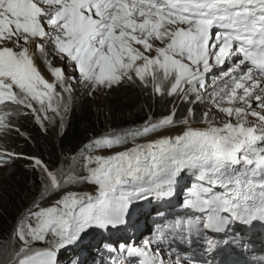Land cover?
Wrapping results in <instances>:
<instances>
[{
  "label": "snow or ice",
  "instance_id": "1",
  "mask_svg": "<svg viewBox=\"0 0 264 264\" xmlns=\"http://www.w3.org/2000/svg\"><path fill=\"white\" fill-rule=\"evenodd\" d=\"M121 89L170 106L75 149L53 139L54 161L9 147L38 145L21 119L62 139L81 90ZM20 160L35 194L0 264H60L141 203L159 222L140 245L105 235L106 264H264V0H0V171Z\"/></svg>",
  "mask_w": 264,
  "mask_h": 264
},
{
  "label": "trees",
  "instance_id": "2",
  "mask_svg": "<svg viewBox=\"0 0 264 264\" xmlns=\"http://www.w3.org/2000/svg\"><path fill=\"white\" fill-rule=\"evenodd\" d=\"M75 102L66 121V130H61L63 132L62 139L56 133H52L49 138L45 139L36 131L31 119H21L22 131L32 133L36 137L38 145H26L23 139H13L9 147L25 153H32L36 151V147H39L45 159L50 155L54 161L57 158V151L52 147L53 139L57 144H62L64 148L75 149L86 143L91 136L99 135L106 128L139 124L148 114L147 106L149 104L152 105L154 114L157 116L170 106L166 102H153L147 98L137 102L135 97L121 102H106L101 106H98L92 98L82 97ZM25 164L24 160L17 161L12 166L13 178L0 182V233H7L13 227L17 215L23 210L28 199H32L35 194L32 184L33 177L31 172L26 169ZM69 258H71L70 254L65 255L61 263L63 264Z\"/></svg>",
  "mask_w": 264,
  "mask_h": 264
},
{
  "label": "rangeland",
  "instance_id": "3",
  "mask_svg": "<svg viewBox=\"0 0 264 264\" xmlns=\"http://www.w3.org/2000/svg\"><path fill=\"white\" fill-rule=\"evenodd\" d=\"M55 63L57 65H60L63 63L62 60L57 59L55 61ZM69 75H75L74 72H69ZM83 95V98H89L82 90L77 94L75 100H79L82 99L78 98L79 96ZM131 97H135L137 99V102H141L143 100L144 97L142 94L135 92L134 90L131 89H121L118 92L112 93L110 96L105 97L103 94L99 95L98 97L92 98L95 100V102L97 103L98 106H101L102 104L106 103V102H121L122 100H127L128 98ZM78 98V99H77ZM162 102H166L167 104H169L168 101H162ZM76 103V102H75ZM74 103V104H75ZM14 174H13V169L11 168L10 170H8V172H4V171H0V182L3 181H8L9 179L13 178ZM88 187L87 185L81 186V188L79 190H83L84 188ZM31 199H28L27 204L24 206L23 209L27 208L29 203H30ZM147 216H144L143 214H137V216H135V228H137V231L139 233V241H143L144 239H146L148 237V228L152 227L155 223H157L156 221L153 220H149L148 218H146ZM105 236H100L97 234V232H93V236L90 238L91 239V244L89 245V249L85 250V251H81L80 249L76 248V247H72L69 246L68 248L64 249L61 251L60 255H59V261L63 260V255L68 253V252H72L74 257L69 258L66 262H64L63 264H72V261L74 260L75 257L80 256L81 259L86 261V264H96L97 261H103L106 262L109 260V257L107 255V251L105 249H103L102 247L98 250L97 246L100 245V242L102 240H104ZM120 243L122 241V243H129L128 241H125L126 239H119L118 237L115 238H108V240L106 242L109 243H116L119 242ZM95 257V260L93 259ZM132 264H137V262L135 260L132 261Z\"/></svg>",
  "mask_w": 264,
  "mask_h": 264
},
{
  "label": "bare ground",
  "instance_id": "4",
  "mask_svg": "<svg viewBox=\"0 0 264 264\" xmlns=\"http://www.w3.org/2000/svg\"><path fill=\"white\" fill-rule=\"evenodd\" d=\"M45 75L47 76L48 75V73L47 72H45ZM79 190V189H78ZM91 189L89 188V186L88 187H85L84 188V191H90ZM83 191V190H82ZM97 231H99V230H96L95 232H97ZM102 233V232H101ZM103 234H109V232L108 233H103ZM113 235H116V234H113ZM109 236H112V234L111 235H109ZM257 238V237H256Z\"/></svg>",
  "mask_w": 264,
  "mask_h": 264
}]
</instances>
